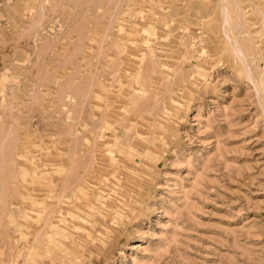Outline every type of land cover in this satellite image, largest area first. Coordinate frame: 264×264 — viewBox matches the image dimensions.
Returning a JSON list of instances; mask_svg holds the SVG:
<instances>
[{"label": "rangeland", "instance_id": "obj_1", "mask_svg": "<svg viewBox=\"0 0 264 264\" xmlns=\"http://www.w3.org/2000/svg\"><path fill=\"white\" fill-rule=\"evenodd\" d=\"M0 264H264V0H0Z\"/></svg>", "mask_w": 264, "mask_h": 264}, {"label": "bare ground", "instance_id": "obj_2", "mask_svg": "<svg viewBox=\"0 0 264 264\" xmlns=\"http://www.w3.org/2000/svg\"><path fill=\"white\" fill-rule=\"evenodd\" d=\"M223 1V0H222ZM226 7V6H225ZM224 8V7H223ZM227 8V7H226ZM225 9V8H224ZM226 11H227V9H226ZM228 13V12H227ZM227 16V15H226ZM230 17V16H229ZM226 19H227V17H226ZM227 21V20H226ZM226 33V32H225ZM227 35V34H226ZM199 70V69H198ZM200 72V71H199ZM202 72V71H201ZM193 82V81H192ZM197 83V82H196ZM186 89V88H185ZM183 92V91H182ZM99 137H103L102 135L100 136L99 135ZM101 139V138H100ZM16 152H19L18 151V149H17V151ZM15 156L16 157H18V158H23V155H20V154H16L15 153V151H14V147L11 145L10 146V149L7 151V153H6V155H5V157H6V162H10V163H13L14 162V158H15ZM24 167V166H23ZM26 172V171H25ZM3 175V174H2ZM50 186V185H49ZM65 186V185H64ZM70 187V186H69ZM116 187V186H115ZM66 189V188H65ZM65 189H63V187H62V191H60L61 193L62 192H64V190ZM69 188H68V185H67V190H68ZM82 190V189H81ZM80 190V191H81ZM69 191V190H68ZM83 191V190H82ZM81 193V192H80ZM82 193H84V192H82ZM75 194V193H74ZM73 194V195H74ZM125 200V199H124ZM131 200V199H130ZM125 203V202H124ZM31 204V203H30ZM122 204V203H121ZM125 206V205H124ZM38 207V206H37ZM41 211V210H40ZM113 211V210H112ZM32 212V211H31ZM36 212V211H35ZM34 212V213H35ZM120 212V211H119ZM41 213V212H40ZM122 214V213H121ZM77 216V215H76ZM64 220V219H63ZM61 222H63V221H61ZM36 223V222H35ZM52 223V222H51ZM38 224V223H37ZM46 224V223H45ZM49 224V223H48ZM64 224V223H63ZM47 225V224H46ZM51 225V227L52 226H54V225H52V224H50ZM57 226V225H56ZM66 226V225H65ZM54 229V228H53ZM58 229V228H57ZM62 230V229H61ZM67 231V230H66ZM87 234V233H86ZM39 235V234H38ZM75 236V235H74ZM59 243V242H58ZM54 246V245H53ZM52 251V250H51Z\"/></svg>", "mask_w": 264, "mask_h": 264}]
</instances>
